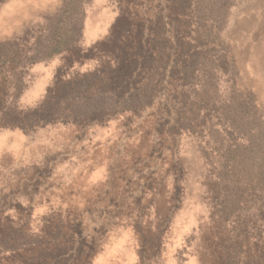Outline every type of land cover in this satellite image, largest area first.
I'll return each instance as SVG.
<instances>
[{
	"label": "rangeland",
	"instance_id": "374dc122",
	"mask_svg": "<svg viewBox=\"0 0 264 264\" xmlns=\"http://www.w3.org/2000/svg\"><path fill=\"white\" fill-rule=\"evenodd\" d=\"M0 264H264V0H0Z\"/></svg>",
	"mask_w": 264,
	"mask_h": 264
}]
</instances>
